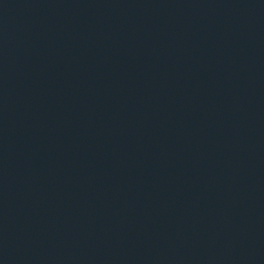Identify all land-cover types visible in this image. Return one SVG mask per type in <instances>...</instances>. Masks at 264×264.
Segmentation results:
<instances>
[{
    "label": "water",
    "instance_id": "obj_1",
    "mask_svg": "<svg viewBox=\"0 0 264 264\" xmlns=\"http://www.w3.org/2000/svg\"><path fill=\"white\" fill-rule=\"evenodd\" d=\"M0 264H264V0H0Z\"/></svg>",
    "mask_w": 264,
    "mask_h": 264
}]
</instances>
